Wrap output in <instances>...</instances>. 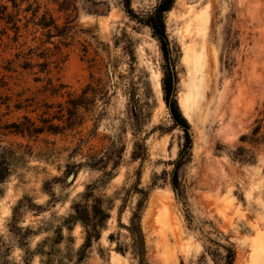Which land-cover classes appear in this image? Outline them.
Listing matches in <instances>:
<instances>
[{"label":"rangeland","instance_id":"obj_1","mask_svg":"<svg viewBox=\"0 0 264 264\" xmlns=\"http://www.w3.org/2000/svg\"><path fill=\"white\" fill-rule=\"evenodd\" d=\"M160 1L130 8L146 20ZM2 3L0 264H77L74 208L94 200L108 218L81 264H138L124 226L139 202L147 264H264V0H175L169 61L124 0Z\"/></svg>","mask_w":264,"mask_h":264},{"label":"trees","instance_id":"obj_2","mask_svg":"<svg viewBox=\"0 0 264 264\" xmlns=\"http://www.w3.org/2000/svg\"><path fill=\"white\" fill-rule=\"evenodd\" d=\"M17 1L18 0H6V2L11 3L13 8L19 6L17 4ZM174 2L175 0H161L155 12L152 15H150L146 20H142L133 14L130 8V0H124L127 12L132 17L137 19L139 22L142 23L144 21V23L153 30V32L157 36L162 46V50L167 61H169L170 59V54H169L168 42L165 33V24L163 21V15L172 8ZM7 10H8V6L2 3V0H0V20H5L6 18H8L10 21H13L14 23L15 15H13L12 13H8ZM43 25L44 27H49L46 24ZM13 26H15V24H13ZM55 29L58 28L55 27ZM15 30L17 31L18 28L15 27ZM57 35L60 36V34ZM4 86H5V82L1 79L0 80V117L3 114L2 113L3 110H7V111L9 110V105H10L9 104L10 97L3 91ZM164 92H165V102L167 103V106L170 108L172 117L177 124L181 125L184 128L186 140L188 141L189 144L190 139L187 133L188 124L181 115V112L179 111L178 106L174 100L175 85L173 83L172 77L169 75L165 78L164 81ZM26 130L28 133H33V134H39L43 131L34 128L33 125H28ZM258 131H259V127L255 128L253 130L252 135L253 136L256 135ZM16 133H23V130H16ZM260 138L262 139L261 140L262 143H264V135H262ZM256 141L252 140V142H256ZM188 148L189 147L187 145V147L183 149L182 152L180 153L178 160L174 163L175 167L172 174V185L174 186V188L177 187V182H178L177 172L181 167V165L183 164V160L185 158ZM10 155H11V150H6L3 148L2 151L0 152V184L5 181V179L8 177L10 173V168H9L10 167L9 162L11 158ZM92 203L93 204L90 206V209L88 204L79 205L74 208L75 220L76 222H80L83 225L86 232L85 243L79 251L77 264H81L82 260L84 259L85 251L87 250V248L91 246L92 241L99 239L100 232L98 231V228L101 227L108 218V214L103 209L100 200H94ZM141 206H142V202H139L137 210L132 214L130 218L129 225L124 227L130 234L131 244L129 249L131 254L137 259L138 264H147L145 258L146 256L145 238L141 229V214H140ZM110 239H112V236H110ZM118 252L124 253L122 248H118ZM231 263L232 261L230 259L228 261V264Z\"/></svg>","mask_w":264,"mask_h":264},{"label":"water","instance_id":"obj_3","mask_svg":"<svg viewBox=\"0 0 264 264\" xmlns=\"http://www.w3.org/2000/svg\"><path fill=\"white\" fill-rule=\"evenodd\" d=\"M170 68H171V71L173 72V68H172V66H171V64H170ZM174 84H175V82H173ZM169 108V107H168ZM169 110H170V108H169ZM170 115L172 116V113H171V111H170ZM173 118V117H172ZM72 178V177H71Z\"/></svg>","mask_w":264,"mask_h":264}]
</instances>
